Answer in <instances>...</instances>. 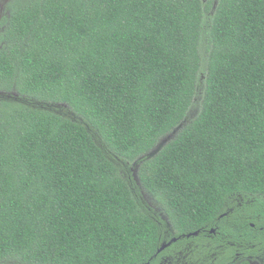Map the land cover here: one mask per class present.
<instances>
[{"label": "trees", "instance_id": "16d2710c", "mask_svg": "<svg viewBox=\"0 0 264 264\" xmlns=\"http://www.w3.org/2000/svg\"><path fill=\"white\" fill-rule=\"evenodd\" d=\"M156 208L263 237L264 0H9L0 264H141Z\"/></svg>", "mask_w": 264, "mask_h": 264}, {"label": "flooded vegetation", "instance_id": "af4514ba", "mask_svg": "<svg viewBox=\"0 0 264 264\" xmlns=\"http://www.w3.org/2000/svg\"><path fill=\"white\" fill-rule=\"evenodd\" d=\"M8 1L0 0V19ZM156 210L160 212L159 208ZM160 214L167 231L156 250L141 264H264V219L250 222L253 228L259 224L262 238L233 240L225 233L224 217L228 212L224 211L216 224L189 232L177 231L168 218Z\"/></svg>", "mask_w": 264, "mask_h": 264}, {"label": "water", "instance_id": "95a60500", "mask_svg": "<svg viewBox=\"0 0 264 264\" xmlns=\"http://www.w3.org/2000/svg\"><path fill=\"white\" fill-rule=\"evenodd\" d=\"M188 117H186L183 122H181L178 126H176L170 133H168L166 136H164L159 143L157 144L156 147H154L151 151H149L146 156L148 158L154 157L157 155V153L172 139L174 138L177 133L187 124L188 122ZM138 168V167H137ZM137 170V169H135ZM138 171V170H137ZM136 178H138L137 173L135 172ZM166 245H164L162 248H164Z\"/></svg>", "mask_w": 264, "mask_h": 264}, {"label": "rangeland", "instance_id": "374dc122", "mask_svg": "<svg viewBox=\"0 0 264 264\" xmlns=\"http://www.w3.org/2000/svg\"><path fill=\"white\" fill-rule=\"evenodd\" d=\"M13 95L17 97L16 93H14ZM194 114H195V110H193V112L190 113V116L188 118H192ZM135 172L137 173L138 171L135 170ZM147 196H148L149 199H151V196L150 195H147ZM154 206L157 207L158 205L157 204H154Z\"/></svg>", "mask_w": 264, "mask_h": 264}]
</instances>
